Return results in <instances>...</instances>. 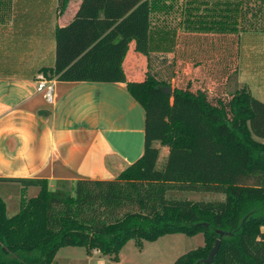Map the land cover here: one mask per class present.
I'll use <instances>...</instances> for the list:
<instances>
[{
    "label": "trees",
    "instance_id": "1",
    "mask_svg": "<svg viewBox=\"0 0 264 264\" xmlns=\"http://www.w3.org/2000/svg\"><path fill=\"white\" fill-rule=\"evenodd\" d=\"M70 1L57 0L59 16ZM166 1L81 0L72 18L56 26L54 65L51 74L42 73L71 83H124L145 112V153L113 180L58 182L71 185L64 191L50 190L41 178L0 179L23 190H37L35 196L20 199V211L12 217H7L0 198V264H54L57 251L65 247L96 250L114 263L130 241L140 246L174 234H202L204 245L173 264H206L219 238L210 264H264V103L247 88L227 94L228 80L238 71L239 35L220 31L226 28L223 25H232L231 31L236 32L237 19L241 25L254 21L261 8L241 12L237 0L218 1L215 16L207 15L216 26L208 29L217 32L181 33L173 54H159L149 50L150 15L153 10H166ZM131 44L136 54L147 59L140 81L127 80L123 68ZM172 82L174 101L194 105L209 120L210 132L227 130L235 147L214 164L217 173L212 182L204 178L202 160L197 163L202 151L197 154L192 149L194 159L180 166L170 159V167L161 160L155 161L158 166L153 169L150 166V134L168 97L160 88ZM172 127L178 137L188 138L181 121L173 120ZM182 165L190 171L175 170ZM234 175L238 182L222 181ZM249 180L255 182L248 184ZM169 192L218 194L224 199H169Z\"/></svg>",
    "mask_w": 264,
    "mask_h": 264
},
{
    "label": "crops",
    "instance_id": "2",
    "mask_svg": "<svg viewBox=\"0 0 264 264\" xmlns=\"http://www.w3.org/2000/svg\"><path fill=\"white\" fill-rule=\"evenodd\" d=\"M80 1L71 0L59 16L57 0H0V179L41 178L47 180L50 188L58 182L73 183L79 179L113 180L145 153V112L129 96L124 83L55 79L51 105L36 91V75L51 74L49 70L54 65L56 26L72 18ZM218 1L223 0H168L166 10H153L150 52L173 54L181 33L217 32L216 26L210 24L214 19L207 15H214ZM237 2L249 10H255L257 5L264 9V0ZM255 23L249 19L241 25L237 19L236 32L231 31L232 25L220 28L221 32L239 35L236 79L239 88H247L250 93L254 89L248 70L255 56L250 51L255 49L249 47L264 37L260 31L263 28L255 27ZM133 47L129 46L123 68L127 80L140 81L147 59L136 54ZM261 91L264 89L259 86L258 98L264 102ZM15 185L0 182V198L6 205L7 217L12 203L7 192ZM16 189L25 199L37 193L36 189ZM16 203L19 209L20 201ZM98 263L112 264V258L96 250L65 247L57 251L54 264Z\"/></svg>",
    "mask_w": 264,
    "mask_h": 264
},
{
    "label": "rangeland",
    "instance_id": "3",
    "mask_svg": "<svg viewBox=\"0 0 264 264\" xmlns=\"http://www.w3.org/2000/svg\"><path fill=\"white\" fill-rule=\"evenodd\" d=\"M32 1L35 2L37 0ZM258 7V5L255 6V10ZM240 9L241 12L246 10L244 5H241ZM261 11L262 12L257 13L258 18L255 19L256 23L254 26L257 27V25H259L260 28H263L260 29V31L264 32V9L261 8ZM245 26H247V24ZM258 36H261L260 38H262L263 34L258 33ZM254 43L253 45L251 42L249 47L250 49H255L254 51H250V53H254L255 56L251 58L252 65L248 70L250 72L248 79L250 80L249 82L253 84L254 92L251 91L253 97L261 101L262 98H258L259 95L257 94V89L259 86L264 89V66L262 64V61L264 62V37L262 40L256 41ZM237 83L236 75L228 80V95H232L238 90L242 89L239 88V83ZM170 87L173 90V82L171 83ZM211 90L212 86L209 87V91ZM261 93L264 92L261 91ZM167 96L168 97L166 98L163 109L164 113L158 120L156 119V125L153 127L154 132L150 134L152 136V140L150 141V147L147 151V154H150L151 156L149 159V163L152 164L150 165L151 168L153 169L155 166H158V164L155 162L158 160L163 161L164 167L166 165L170 167L171 164L168 162L169 159L171 161L176 160V165L178 166H180L182 162H185L186 164V162L194 159L195 155L192 154V149H194V153L196 151H198L197 154H199V151L203 152L199 154L197 163L199 164V160H202V165H205L204 172L202 173H206L204 178L207 180L206 182H212V175L217 173L216 166L214 164L217 163L222 155H226L235 149L227 130L220 129L211 133L207 127L209 120L198 113L194 105L188 103L184 104L182 102L179 103L174 101L171 95ZM228 100L229 99H226V102H228ZM173 120H179L183 123L187 132L189 133L188 138L178 137L176 134H174L175 129L172 127ZM183 144H185V146L186 144H189V147L185 148ZM170 156L174 157L171 158ZM241 161L243 162L240 165L243 166L244 160L241 159ZM244 169L246 170L245 167ZM175 170H184L187 172L190 171V168L186 165H182V167L176 168ZM229 173L232 172L230 171ZM262 173L264 172L262 171ZM235 177L236 176L234 175V179H223L222 181L236 183L239 180L235 179ZM246 178L248 179V177ZM253 182L255 181L249 180L248 184ZM261 182V184L264 185V179ZM15 186L18 187L17 185ZM15 186L13 187L14 189L7 192V194L12 196L10 199L12 200V203H10L8 206V217H12L18 214L20 211V206H18L19 209L16 208V204L19 205L16 202L20 201L22 195L17 194L15 191L17 190ZM70 186V184L61 185L56 183L54 187L49 188L50 190L60 189L64 191L68 190ZM19 188L22 187L19 186ZM167 198L190 200L193 202H220L224 199L222 195L218 194L192 192H169L167 194ZM202 236L203 235L201 234H197L194 237H187L180 234L165 235L158 238L154 242H143L140 246H138L135 241H130L118 253L117 262L112 264H173L179 256L192 249H197V247L202 246L204 241Z\"/></svg>",
    "mask_w": 264,
    "mask_h": 264
},
{
    "label": "built area",
    "instance_id": "4",
    "mask_svg": "<svg viewBox=\"0 0 264 264\" xmlns=\"http://www.w3.org/2000/svg\"><path fill=\"white\" fill-rule=\"evenodd\" d=\"M54 80L55 79H50L42 72L38 73L35 77L36 91L43 95L45 102L49 105L53 104L55 99Z\"/></svg>",
    "mask_w": 264,
    "mask_h": 264
},
{
    "label": "water",
    "instance_id": "5",
    "mask_svg": "<svg viewBox=\"0 0 264 264\" xmlns=\"http://www.w3.org/2000/svg\"><path fill=\"white\" fill-rule=\"evenodd\" d=\"M160 90H161V92H163L164 94H167V95H171V94H172V89H171V87H161ZM222 235H223V234L220 233V237H222ZM219 246H220V238L217 239V240L215 241V244H214L213 248L210 250L207 259L204 260V262H205L206 264H210V263H212L213 258H214L215 254L217 253V251H218V249H219Z\"/></svg>",
    "mask_w": 264,
    "mask_h": 264
}]
</instances>
